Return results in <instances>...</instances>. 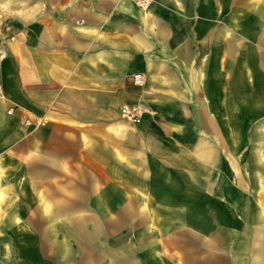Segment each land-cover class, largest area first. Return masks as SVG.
I'll return each mask as SVG.
<instances>
[{
	"label": "crops",
	"instance_id": "crops-1",
	"mask_svg": "<svg viewBox=\"0 0 264 264\" xmlns=\"http://www.w3.org/2000/svg\"><path fill=\"white\" fill-rule=\"evenodd\" d=\"M8 34L0 264H264L262 0H30Z\"/></svg>",
	"mask_w": 264,
	"mask_h": 264
},
{
	"label": "rangeland",
	"instance_id": "rangeland-1",
	"mask_svg": "<svg viewBox=\"0 0 264 264\" xmlns=\"http://www.w3.org/2000/svg\"><path fill=\"white\" fill-rule=\"evenodd\" d=\"M30 0H0V49L8 26L18 28L29 20ZM264 14V0H262Z\"/></svg>",
	"mask_w": 264,
	"mask_h": 264
},
{
	"label": "built area",
	"instance_id": "built-area-1",
	"mask_svg": "<svg viewBox=\"0 0 264 264\" xmlns=\"http://www.w3.org/2000/svg\"><path fill=\"white\" fill-rule=\"evenodd\" d=\"M130 2H132L135 7H137L138 9L141 10H147L153 3V0H129ZM13 31V27L12 26H8L5 30V39L3 40L2 43V47L0 49V64L1 62L6 58V50L4 49V43L5 41H7L8 39H12V36H8V33H11ZM132 80H133V84L134 86L138 87V88H143L144 86V78L141 74H134L132 76ZM11 111H9L10 113ZM141 109L139 108V106H122L120 108V115L122 118H125L127 121L132 122L134 124L139 123L140 118H141ZM26 124H28V122H26Z\"/></svg>",
	"mask_w": 264,
	"mask_h": 264
}]
</instances>
